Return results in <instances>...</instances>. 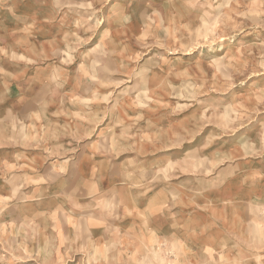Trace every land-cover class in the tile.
Wrapping results in <instances>:
<instances>
[{
  "label": "rangeland",
  "instance_id": "374dc122",
  "mask_svg": "<svg viewBox=\"0 0 264 264\" xmlns=\"http://www.w3.org/2000/svg\"><path fill=\"white\" fill-rule=\"evenodd\" d=\"M52 66L55 90L46 78L33 93L63 109L23 144L104 139L107 170L90 177L139 199L86 222L114 229L88 243L1 211L0 264H264V0H0V86ZM117 225L139 231L122 240Z\"/></svg>",
  "mask_w": 264,
  "mask_h": 264
},
{
  "label": "crops",
  "instance_id": "0c3cea01",
  "mask_svg": "<svg viewBox=\"0 0 264 264\" xmlns=\"http://www.w3.org/2000/svg\"><path fill=\"white\" fill-rule=\"evenodd\" d=\"M44 51L45 49L39 46L36 52L42 56ZM46 53H48L47 50ZM84 56H89V54ZM85 67L83 66V68ZM14 73H8L9 76L2 79V86H0L3 88L0 93V212L19 211L15 214L18 217L26 218L21 221V225L25 226L39 225L41 222L37 220L40 217L45 218L46 222L50 220L55 225H67L60 227V233L67 234L66 237H63L67 241L72 239L76 242L79 239L76 236H85L88 243L98 239L102 232L106 234L109 231H114L113 227L110 230L107 223L104 227L90 228L89 225L86 227V222L99 221L103 217L115 214L120 216V212L124 214L127 208L123 206V200L127 202L130 200L131 207L135 209L134 201L139 199L138 190H134L135 186L132 184L124 183L115 186V183L107 182L106 178L90 177L91 169H97L99 173L100 168L107 170L109 160L100 153L110 152L111 146H106L104 139H101L100 143L92 142L77 148L75 146L63 147L58 143L47 146H38L37 144L40 142L32 146L24 145L23 142L27 139H37L41 136L46 127L50 130L53 128L51 124L46 125L45 121L52 123V113L63 109L61 107L63 100L52 97L39 98L33 93L36 88L39 89L42 86L43 80L46 78L52 89L54 86L51 84L58 85L56 66L50 67V73L35 70L32 75H28L29 72L23 67ZM46 74H50V76L46 77ZM78 83L75 85L77 88L81 86V82ZM30 88L29 92L24 90ZM67 100L70 101V98ZM52 110L54 111L52 112ZM73 137L74 134H70V138ZM74 149V152H69ZM60 152H66L67 155L58 156L55 154ZM91 184L92 187L89 188ZM146 196L148 198L157 197L154 193L148 192L142 196V199ZM238 198L239 196L232 197L233 200ZM245 199L250 201L252 197L249 196ZM113 203L117 205V210L114 213L112 209L108 211L109 207L112 208ZM84 207H88V210H85ZM79 209H82L83 212H77ZM133 212L134 217L149 215L148 213L140 215L136 211ZM61 218H69L70 222L68 220L61 221ZM116 230L120 233L122 240L123 237L129 238L127 235L129 232L139 231L138 228L124 229L122 225H117ZM31 231L34 230L31 228ZM46 232L47 230H45ZM45 233L43 234L45 235ZM91 233L97 234V237L90 239L89 234L91 235ZM121 234L124 235L121 236ZM129 242L130 244L121 246L122 249L133 247L131 236ZM80 244H76L75 247L81 248ZM71 246L73 245L71 244ZM48 247H50L48 241L38 246L33 243L32 246L35 249H47Z\"/></svg>",
  "mask_w": 264,
  "mask_h": 264
}]
</instances>
